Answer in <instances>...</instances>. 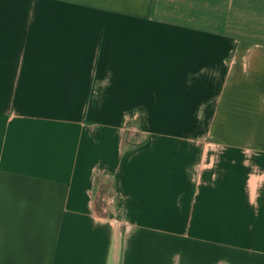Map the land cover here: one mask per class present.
I'll return each instance as SVG.
<instances>
[{"label":"crops","instance_id":"crops-1","mask_svg":"<svg viewBox=\"0 0 264 264\" xmlns=\"http://www.w3.org/2000/svg\"><path fill=\"white\" fill-rule=\"evenodd\" d=\"M0 264H264V0H0Z\"/></svg>","mask_w":264,"mask_h":264},{"label":"rangeland","instance_id":"rangeland-1","mask_svg":"<svg viewBox=\"0 0 264 264\" xmlns=\"http://www.w3.org/2000/svg\"><path fill=\"white\" fill-rule=\"evenodd\" d=\"M154 120V119H149L147 117H140V118H131V119H123V121L125 122V126H131L132 128L135 127L136 129H138L139 132H144V131H149V126H151V121ZM159 123L162 119H156ZM158 123V124H159ZM153 124H156V123H153ZM186 124V123H185ZM187 138H191L190 140L191 141H195V142H204V139L206 137L205 133H201L200 135H195V134H192V133H189L188 135H186ZM203 157L202 156V151H201V155H200V158ZM250 172L251 173H262V171H259L258 170V167L256 166H251L250 167ZM107 182H101L99 184V188L107 193V196H109V201H110V204H109V207H110V210L108 213H105L104 215H102L103 217H105V219L109 220H113L112 222H117L118 221V217L119 215L115 212H111V209L113 210L114 207H113V204H114V200H115V196H114V193H115V190H112L110 189L111 185L110 184H106ZM251 201L253 204H258L261 199H259L258 197H254V198H251ZM101 213V212H100ZM171 232V231H170ZM205 232V231H203ZM224 232V231H222Z\"/></svg>","mask_w":264,"mask_h":264},{"label":"built area","instance_id":"built-area-1","mask_svg":"<svg viewBox=\"0 0 264 264\" xmlns=\"http://www.w3.org/2000/svg\"><path fill=\"white\" fill-rule=\"evenodd\" d=\"M99 200L102 202L101 207H99V211L102 215L108 212V199L107 195L104 192H101V194L98 195Z\"/></svg>","mask_w":264,"mask_h":264}]
</instances>
